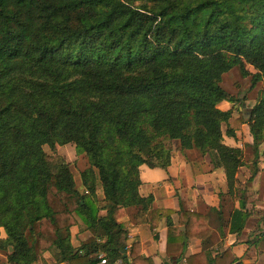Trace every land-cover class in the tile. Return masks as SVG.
Wrapping results in <instances>:
<instances>
[{
    "label": "trees",
    "instance_id": "trees-1",
    "mask_svg": "<svg viewBox=\"0 0 264 264\" xmlns=\"http://www.w3.org/2000/svg\"><path fill=\"white\" fill-rule=\"evenodd\" d=\"M233 68L262 83L248 119L218 108L235 100L222 87ZM243 124L256 167L264 143V0H0L6 264H48L45 254L51 264H96L101 255L108 264H148L136 243L126 256L128 232L118 219L129 208L146 214L151 231L165 219L166 256L183 258L188 239L211 235L207 219L180 213L181 230L170 220L174 211L153 209V198L138 192L140 167L166 170L175 142L208 154L223 171L227 194L239 203L229 232L241 233L250 216L236 189L242 150L223 144L222 126L235 137ZM66 145L88 160L81 190L70 165L43 149ZM78 221L90 237L73 247ZM252 242L263 245L264 230ZM200 260L236 261L229 250L186 258Z\"/></svg>",
    "mask_w": 264,
    "mask_h": 264
},
{
    "label": "crops",
    "instance_id": "crops-1",
    "mask_svg": "<svg viewBox=\"0 0 264 264\" xmlns=\"http://www.w3.org/2000/svg\"><path fill=\"white\" fill-rule=\"evenodd\" d=\"M218 108L222 111L232 110L233 117H237V107L233 103L223 102L218 105ZM238 109L240 111V108ZM225 130L226 126L223 125L224 145L242 150L243 145L251 144L247 125L244 124L241 129L234 131L235 137H227ZM261 147L264 148V143ZM248 164H244L238 170L236 189L244 192L245 206L249 214L253 211L264 214V150L259 151L255 176L251 181H249ZM139 176L141 181L139 195L143 198L151 196L153 209L174 211L170 216L174 227H179L180 213H191L207 219L204 229L208 228L211 235L206 241L198 238L188 239L183 258L180 260L170 259L166 256V220L162 219L158 228L151 231L146 214L138 215L136 208H129L118 219V223H121L128 232L126 256L129 254L130 246L136 243L138 245L136 256L147 260L148 264H187V257L202 253L212 259L227 250L235 257L234 264H264V254H259L257 243L253 244L252 242L263 231L254 232L248 226L250 216L241 233L231 234L229 232L231 214L239 206L238 199L235 195L231 197L227 194L224 173L221 169L213 167L208 154H202L196 149L180 150L179 144L175 142L171 152L170 165L165 171L141 166ZM238 183L241 186H238ZM97 196L99 200L102 198L100 189ZM255 223L257 226L260 224L261 230H264V218L258 219ZM179 228L183 229L182 226ZM80 229L83 228L81 222L78 221V224L70 230L73 247H78L81 241L90 237L89 232H81ZM2 237H4L3 233ZM43 258L48 264H51L49 254H45ZM0 259L2 260L0 264H6L4 252H0ZM126 262L120 260V264H132L130 259H127ZM196 264H206V262L200 260L196 261Z\"/></svg>",
    "mask_w": 264,
    "mask_h": 264
},
{
    "label": "rangeland",
    "instance_id": "rangeland-1",
    "mask_svg": "<svg viewBox=\"0 0 264 264\" xmlns=\"http://www.w3.org/2000/svg\"><path fill=\"white\" fill-rule=\"evenodd\" d=\"M245 69L249 71L251 74L255 73L253 68L248 65H245ZM222 87L232 98L235 99L234 102L232 103L237 107V110H239L238 108H240V102L243 100L245 101L243 104L244 107L240 108V113L237 114V117L240 116L239 114H242L244 119H248L249 114L248 112H245V110H250L252 106L255 104L256 99L258 97V91L262 87V83L260 82L256 85H252V80L250 77H242L239 73V70L237 68H233L230 70V72H228L222 77ZM237 117L234 116V118ZM243 125H239L238 129H241ZM43 149L48 156L52 157L54 155H58L62 157L70 165V169L76 181V185L77 187L80 188V172L88 167L87 158L83 154H78L72 145H66L61 147L58 146L56 147L54 152H52L48 147H44ZM263 150L264 148L261 147L259 148L258 151H263ZM254 159L255 158L252 148L248 145H243L242 160H243V164L249 163L248 169L250 175L251 172L255 170V165L253 164ZM238 186H241V184L238 183ZM250 218L251 219L248 226L251 229H253L254 232L263 231V229L261 230L262 226H260V224L257 226L255 222L258 221V219H263L264 214L261 212L253 211L250 214ZM80 231L82 232L83 230L80 229ZM257 246H258L257 252H259V254H264V244L263 245L258 244ZM101 257H103V255H101ZM0 261L2 260L0 259Z\"/></svg>",
    "mask_w": 264,
    "mask_h": 264
},
{
    "label": "built area",
    "instance_id": "built-area-1",
    "mask_svg": "<svg viewBox=\"0 0 264 264\" xmlns=\"http://www.w3.org/2000/svg\"><path fill=\"white\" fill-rule=\"evenodd\" d=\"M96 264H108V261L105 258H103V257L100 256V261L98 263H96ZM113 264H120V260H117Z\"/></svg>",
    "mask_w": 264,
    "mask_h": 264
},
{
    "label": "water",
    "instance_id": "water-1",
    "mask_svg": "<svg viewBox=\"0 0 264 264\" xmlns=\"http://www.w3.org/2000/svg\"><path fill=\"white\" fill-rule=\"evenodd\" d=\"M245 112H248L249 115L251 114V110H245Z\"/></svg>",
    "mask_w": 264,
    "mask_h": 264
}]
</instances>
